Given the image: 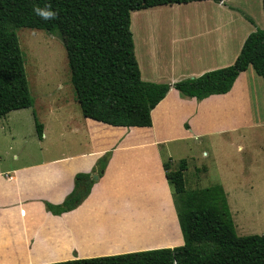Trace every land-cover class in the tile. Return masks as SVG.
<instances>
[{"label":"crops","instance_id":"0c3cea01","mask_svg":"<svg viewBox=\"0 0 264 264\" xmlns=\"http://www.w3.org/2000/svg\"><path fill=\"white\" fill-rule=\"evenodd\" d=\"M254 4L264 17L263 0H199L132 10L141 78L173 84L232 65L258 26ZM259 24L264 29V20ZM254 112L264 117V79L250 65L225 94L198 100L171 88L152 110L148 127L113 126L83 115L82 132L77 122L65 126L61 114V137L69 129L85 136L73 142L76 150L59 139L62 144L38 162L0 171V264H47L183 245L164 168L165 160L173 167L172 145L249 126ZM43 126L46 139L50 130ZM109 151L102 177L81 205L60 215L47 209L46 203H62L75 175L90 172ZM205 172L196 169L200 179Z\"/></svg>","mask_w":264,"mask_h":264},{"label":"trees","instance_id":"16d2710c","mask_svg":"<svg viewBox=\"0 0 264 264\" xmlns=\"http://www.w3.org/2000/svg\"><path fill=\"white\" fill-rule=\"evenodd\" d=\"M190 1L199 0H0V116L32 107L35 102L17 35L21 27L60 33L83 115L113 126H151L152 110L171 88L177 89L182 97L198 100L225 94L250 65L264 79V29L261 28L248 35L230 66L173 84L141 78L131 11ZM49 11L54 16L43 19L41 14ZM33 114L37 135L42 139L44 126ZM109 157L110 152L100 157L90 172L77 173L73 190L60 204L46 203L47 209L60 215L81 205L97 182L93 175H103ZM187 167L185 159L175 169L170 160L164 161L183 245L47 264H264V232L238 235L224 187L217 183L188 189Z\"/></svg>","mask_w":264,"mask_h":264},{"label":"rangeland","instance_id":"374dc122","mask_svg":"<svg viewBox=\"0 0 264 264\" xmlns=\"http://www.w3.org/2000/svg\"><path fill=\"white\" fill-rule=\"evenodd\" d=\"M253 7L258 22L256 29H263L259 23L264 17L257 12L255 4ZM251 22L256 25L254 19ZM17 35L35 102L32 107L0 116V171H11L38 162L62 144L58 142L59 139L70 144L68 150L74 151L78 144L73 142L85 137L83 133H71L70 129L63 137L58 133L61 114L64 117L61 122L65 126L77 122L80 131L84 132L80 124L83 113L71 82L67 51L60 33L21 27ZM34 112L50 130L46 139H40L37 135ZM263 118V114L254 112L247 119L252 122L249 126L224 134L205 135L200 142L193 138L179 141L176 143L177 149H174L176 144L172 145L173 167L177 168L184 158L189 162L186 174L188 189L206 188L220 180L224 182L238 235L264 232ZM234 123L238 124V121ZM109 152L111 155L112 151ZM196 169L201 173L206 171L201 179Z\"/></svg>","mask_w":264,"mask_h":264},{"label":"clouds","instance_id":"9594fccd","mask_svg":"<svg viewBox=\"0 0 264 264\" xmlns=\"http://www.w3.org/2000/svg\"><path fill=\"white\" fill-rule=\"evenodd\" d=\"M41 15H42V18H43V19H49V18H51V17L54 16V13L51 12V11H49V12H44V13H42Z\"/></svg>","mask_w":264,"mask_h":264},{"label":"water","instance_id":"95a60500","mask_svg":"<svg viewBox=\"0 0 264 264\" xmlns=\"http://www.w3.org/2000/svg\"><path fill=\"white\" fill-rule=\"evenodd\" d=\"M93 177H94L95 179H98V175H97V174H94Z\"/></svg>","mask_w":264,"mask_h":264}]
</instances>
